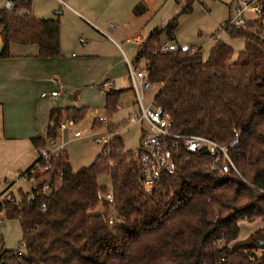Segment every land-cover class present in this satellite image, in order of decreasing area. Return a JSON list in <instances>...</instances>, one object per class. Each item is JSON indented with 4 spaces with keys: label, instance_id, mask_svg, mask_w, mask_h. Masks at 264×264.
<instances>
[{
    "label": "trees",
    "instance_id": "trees-1",
    "mask_svg": "<svg viewBox=\"0 0 264 264\" xmlns=\"http://www.w3.org/2000/svg\"><path fill=\"white\" fill-rule=\"evenodd\" d=\"M12 2V8H0V57L11 55L13 43L36 45L39 57L60 56V19L37 18L32 0ZM145 9L140 3L134 12ZM191 9L189 3L182 12ZM263 20L239 28L227 27L228 20L223 24L229 36L245 41L235 60L233 48L219 40L206 59L195 47L196 52L154 53L162 35L172 38L177 17L153 30L135 56L138 67L146 63L151 83L162 84L154 100L171 114L173 130L227 146L238 172L221 175L209 168L213 157L208 151L187 152L173 174H164L154 191L145 193L138 159L124 151L120 137L77 170L62 149L50 176L31 190L34 198L19 187V205L0 202L6 218L18 220L24 248L6 249L0 240V264H264V245L259 244L264 226L239 239L241 220H264ZM122 92H106L108 113L116 110ZM86 114V106L52 109L53 125L34 139L35 146L55 142L64 117L78 123ZM100 122L96 119L93 127ZM103 173L111 179L113 205L103 199L108 191L98 183ZM112 211L122 217L120 224L108 223ZM220 237L223 246L216 245Z\"/></svg>",
    "mask_w": 264,
    "mask_h": 264
},
{
    "label": "rangeland",
    "instance_id": "rangeland-1",
    "mask_svg": "<svg viewBox=\"0 0 264 264\" xmlns=\"http://www.w3.org/2000/svg\"><path fill=\"white\" fill-rule=\"evenodd\" d=\"M140 1L142 0H102L100 2V10L104 12L103 23L100 26L106 32L104 34L110 36L109 38L99 34L92 25L80 17L78 18L59 0H32V11L36 17L58 16L60 18L61 37L65 46L64 49L61 47V52L68 62L73 61V56L79 58L88 51L78 47V45L85 46L79 41V38L82 37L88 42L87 46L100 54L97 56L99 61L98 65H95L96 70L110 69L108 75L107 73H103V75L114 80L113 88H129L118 99L122 109L112 113H108L104 108V92H100L101 85L95 84L97 89H92L93 87L84 89L82 105L86 106L87 114L82 121L68 124L58 141L63 145L74 170L90 165L105 143L116 136L121 138L124 151L135 152L139 148L142 132L145 130L144 124L140 121L128 122L130 116L137 114L138 105L134 104L136 96L130 89L131 79L125 57L111 38L121 44L134 69L140 65L135 64L138 47L135 42L137 36L145 38L156 27L166 26L170 20L176 17L178 20V26L175 29L177 41L198 47L204 59L208 58L211 48L218 40L233 48L231 60H235L238 53L245 47L243 39L232 38L222 29L226 20L233 16V9L230 7L232 0H144L148 10L139 15L134 12V7ZM6 2L7 0H0V8H5ZM189 3H192V9L182 12ZM59 12L62 14L59 15ZM246 16L252 17L254 13L248 9ZM167 39L166 34L161 36L162 42ZM91 40L92 42L89 44ZM100 79L102 80V77ZM161 87V83H152L151 87L144 92L143 104L145 106L150 104ZM76 104L79 102L77 101ZM99 116L110 122L109 129L113 130L112 132L107 129L108 123L106 122L93 127L94 121ZM76 131L80 132L79 137L75 135ZM19 183L23 185L22 188L25 191H30L31 186L25 181L20 180ZM98 183L105 186L108 191L112 189L108 174H100ZM59 186L60 180H57L56 187ZM16 192L14 194L18 197ZM97 212H100V207ZM263 224L264 220L255 222L241 220L239 222V239H246L253 229ZM0 240L6 249H24L18 220L4 218L0 222Z\"/></svg>",
    "mask_w": 264,
    "mask_h": 264
},
{
    "label": "crops",
    "instance_id": "crops-1",
    "mask_svg": "<svg viewBox=\"0 0 264 264\" xmlns=\"http://www.w3.org/2000/svg\"><path fill=\"white\" fill-rule=\"evenodd\" d=\"M9 1L13 0H7L6 7ZM59 1L78 18L80 17L82 20L92 25L99 34L110 38L108 34H104L106 32L100 26L103 23L104 16V12H102L100 10L101 7H99L102 0ZM140 3H143L146 7L143 12L145 13L146 10H148L146 3L144 0L140 1L138 4ZM58 14L60 15L62 12ZM57 17L58 16L48 18ZM163 27L164 26L156 28L161 29ZM1 29L2 27H0V52L3 46ZM148 36L145 38H141L142 36L139 35L137 36L138 39H136L135 42L138 44V47L146 41ZM173 36L174 40H177L175 37V30ZM80 39L84 40L81 44H85V46L78 45V47L82 50L87 49L88 51L82 57L77 58V56H73L74 59L71 62H68L66 58H64L62 52L58 57H39L36 45H21L17 43L10 45L11 55L9 57H0V202L2 201L4 191L7 190L8 187L10 191L15 193L19 187L23 186L19 183V174L26 171L36 162L38 153L37 147L34 144V139L44 136L47 127L53 125V120L50 118L52 109H64L70 106H85L82 105V100L84 99L83 91L85 88L93 87L92 89H97L95 84L101 85L100 92H104L103 105L106 109V92L108 90L125 91L129 89H116L112 87L115 82L107 76L108 70L110 69L104 68L101 71L98 69L96 70L95 65H98L99 61V57L97 56L100 54L87 46L88 42H86L84 38L80 37L79 41ZM111 40L121 49L125 61H129L121 44L117 43L112 38ZM93 41L95 40L93 39ZM91 42L92 40L89 41V44ZM160 42H162V40ZM191 46L199 49L194 45ZM61 47L63 49L65 47L62 37ZM103 73H107V75H103ZM101 77L102 80L100 79ZM104 82H111L110 87H103ZM130 89L133 90L132 82H130ZM54 91L58 92L57 95L51 94ZM142 94L144 97V92H142ZM77 101L79 104H76ZM117 106H120V108H117ZM120 109H122V106L118 103L116 105V110ZM99 118L101 119L103 117L99 116L98 119ZM102 123L104 122L102 121L99 124ZM68 124L76 123L64 117L59 130L60 136L54 142L63 150V145L58 141H60L62 131ZM99 124H95L94 127ZM109 125H111L110 122H108V128ZM109 130L112 131L111 129ZM77 132L79 131H76V133ZM4 218H6L5 211L0 210V222L3 221ZM262 226H264V224Z\"/></svg>",
    "mask_w": 264,
    "mask_h": 264
},
{
    "label": "built area",
    "instance_id": "built-area-1",
    "mask_svg": "<svg viewBox=\"0 0 264 264\" xmlns=\"http://www.w3.org/2000/svg\"><path fill=\"white\" fill-rule=\"evenodd\" d=\"M14 3L8 2L7 8H12ZM233 9V16L228 19L227 27H241L248 22H254L264 19V0H232L230 5ZM250 9L254 16H246V10ZM264 21V20H263ZM138 39V37H137ZM84 40L80 39V43ZM172 51L196 52L188 43H180L174 40V36L170 40L160 42L154 47V53H167ZM129 75L131 77L132 88L136 93L135 103L138 105L137 114L129 117V123L142 122L145 130L142 132L139 148L134 152L138 159L141 171V188L145 193H151L160 184L164 174H173L176 171L178 159L187 152L208 151L213 159L209 168L225 175L231 169L238 172L237 168L228 152V147L219 144L210 138L199 134L179 133L173 130V118L171 114L161 105L157 104L153 99L152 102L144 106L142 92L147 91L152 83L149 80L147 65L144 63L142 67L134 69L129 61H127ZM111 82H104L103 87H110ZM57 91L52 95H57ZM45 95V94H43ZM120 108V106H117ZM108 123L105 118L100 119ZM109 130V128H107ZM110 131V130H109ZM80 132L76 133L79 136ZM238 136V133H236ZM100 140V138H98ZM235 139L230 143L229 147L236 145ZM62 148L54 142L37 148L38 158L34 165L25 173H20L18 180L25 181L31 186L30 191L36 189L40 183L45 181L52 172V161L58 157ZM61 175V174H60ZM47 182L44 183V190L49 187ZM34 192H29L27 198H34ZM8 199L19 205V198L16 197L10 189H7L2 195V201ZM103 199L110 205H113L112 190L107 191L103 195ZM1 201V202H2ZM45 205H43V208ZM122 217L115 211L108 216V223L111 225L120 224ZM225 244L224 237L216 240L217 246ZM221 262L225 261L222 257Z\"/></svg>",
    "mask_w": 264,
    "mask_h": 264
},
{
    "label": "water",
    "instance_id": "water-1",
    "mask_svg": "<svg viewBox=\"0 0 264 264\" xmlns=\"http://www.w3.org/2000/svg\"><path fill=\"white\" fill-rule=\"evenodd\" d=\"M259 244H260V245H264V241H260Z\"/></svg>",
    "mask_w": 264,
    "mask_h": 264
}]
</instances>
